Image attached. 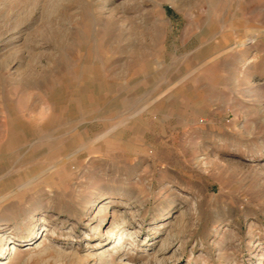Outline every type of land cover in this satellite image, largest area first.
<instances>
[{
  "label": "rangeland",
  "instance_id": "obj_1",
  "mask_svg": "<svg viewBox=\"0 0 264 264\" xmlns=\"http://www.w3.org/2000/svg\"><path fill=\"white\" fill-rule=\"evenodd\" d=\"M0 264H264V0H0Z\"/></svg>",
  "mask_w": 264,
  "mask_h": 264
}]
</instances>
